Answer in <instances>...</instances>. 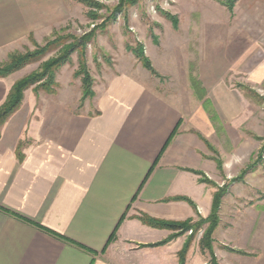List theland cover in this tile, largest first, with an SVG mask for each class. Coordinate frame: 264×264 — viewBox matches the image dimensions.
<instances>
[{"label":"crops","instance_id":"crops-1","mask_svg":"<svg viewBox=\"0 0 264 264\" xmlns=\"http://www.w3.org/2000/svg\"><path fill=\"white\" fill-rule=\"evenodd\" d=\"M43 2L0 0V61L58 22ZM7 78L0 105L15 81ZM94 91L92 108L75 112L59 90L27 89L1 126L0 264H178L186 234L168 240L172 230L135 216L209 215L214 188L192 171H214L198 137L217 134L202 103L182 106L124 72ZM209 100L223 122L219 97ZM230 197V190L222 197L217 229Z\"/></svg>","mask_w":264,"mask_h":264},{"label":"rangeland","instance_id":"rangeland-1","mask_svg":"<svg viewBox=\"0 0 264 264\" xmlns=\"http://www.w3.org/2000/svg\"><path fill=\"white\" fill-rule=\"evenodd\" d=\"M91 1L44 0L43 12L48 10L58 22L31 35L0 63L12 53L35 51L57 37L61 46H51L7 79L16 81L39 71L45 61L63 52L62 45L76 43L88 33L84 45L69 53L68 63L54 71L56 85L49 84L61 97L73 100V111L92 108L95 87L122 72L144 79L182 106L201 102L217 133L198 135L214 170L210 176L203 174L214 192L222 187L232 197L226 198L224 224L218 229L217 212L210 248L202 245L209 222L192 219L198 226L183 233L185 241L190 239L183 264L188 254V264H264V0ZM139 48L153 72L137 57ZM80 58L92 95L83 96L82 75H75ZM39 83L27 89L34 95L48 93ZM209 95L219 97L223 122Z\"/></svg>","mask_w":264,"mask_h":264},{"label":"trees","instance_id":"trees-1","mask_svg":"<svg viewBox=\"0 0 264 264\" xmlns=\"http://www.w3.org/2000/svg\"><path fill=\"white\" fill-rule=\"evenodd\" d=\"M86 3L91 4L92 1L86 0ZM227 5L229 7L231 6L230 3H227ZM88 37H89V34L87 33L83 37L78 39V42H76V43L71 42L67 45H62L63 46L62 47L63 52L59 53L56 57L50 58L47 61H45L41 65V69L39 71L31 73L29 75H26V76L16 80L12 84L5 100L0 105V135H1V126L4 124V122L7 120V118L19 108L21 101L23 99V92L25 89H27L32 84L40 82L38 86H41L46 92H48L50 94H54L56 92V90L53 87H51V88L49 87V84L56 85V84H54L55 82L53 81L54 71L56 69L60 68L61 66H63L64 64L68 63L69 53L73 52L74 50H77L78 47H82L84 45L83 39H87ZM59 40H60V37H57V38L53 39L52 41L47 42L43 47H37V49L35 51H32V52L10 54L7 62H5L4 64L0 63V78L6 77L10 73L18 70L19 68L23 67L24 65H26L30 62H33L37 58L41 57L50 49L51 46L56 47V46H58V44L60 45ZM136 55L138 58L141 59V62L143 63V65L147 69H149L150 71L153 72V69L151 68L148 59L144 56V54L140 48L138 49ZM78 68L79 69L75 72V75H79V74L82 75L81 87H82L83 96L92 95L93 91L89 88L90 83H91V79H90V76L87 72V69L85 66V61L83 58H80ZM35 88H37V86H35ZM175 131L176 130H173L172 134H174ZM172 134H171V136H172ZM17 156L19 158H21V153L19 151H17ZM219 164L220 163L218 162V165ZM192 171L199 174V180L201 182H205L209 185L213 184L207 177H205V175L202 172L197 171V170H192ZM222 194H224V190L222 189V187H218L217 190L213 193V199H212L210 214L208 215V217H206L204 219L202 217H199V220L208 221L209 224L211 225V226L209 225L207 231L205 232V234L203 236V241H202L203 247L210 248V243H211V237L210 236H211L212 230L214 229V227L216 226V224L218 222L217 212L219 210L220 200H221ZM180 199L186 200L189 204H191L192 206L195 207V205L192 203L191 200H189L187 198H183V197ZM124 216H125V214L123 215L122 218H124ZM135 217L138 218L141 222H143L146 225L156 227V228H165V229L172 230L173 233L168 237V240L173 238V237H176V236L183 234L188 229H191L193 232V229H194L193 227L198 226V224H196L194 226V221L192 219H186V220H182V221L165 220V219L153 218V217H151L147 214H144V213H140V214L136 215ZM113 236H114V232L109 237L108 242L113 238ZM166 241L167 240H164V241H161L158 243L148 244V245L151 246V245L163 244ZM189 243H190V239H187L185 241L184 245L182 246V248L179 250V252H178V257H179L178 264H183L185 254H186L187 249L189 247ZM237 251L241 252L239 250H237Z\"/></svg>","mask_w":264,"mask_h":264}]
</instances>
